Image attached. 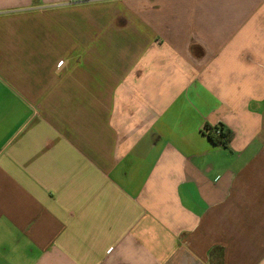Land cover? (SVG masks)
<instances>
[{"label":"crops","instance_id":"crops-1","mask_svg":"<svg viewBox=\"0 0 264 264\" xmlns=\"http://www.w3.org/2000/svg\"><path fill=\"white\" fill-rule=\"evenodd\" d=\"M0 264H264V0H0Z\"/></svg>","mask_w":264,"mask_h":264},{"label":"trees","instance_id":"trees-1","mask_svg":"<svg viewBox=\"0 0 264 264\" xmlns=\"http://www.w3.org/2000/svg\"><path fill=\"white\" fill-rule=\"evenodd\" d=\"M219 127H211L210 125H206L205 126V133L207 134V136L209 137V139L216 145H222V146H227L230 141H231V133L229 132H225V130L223 129V127H220V129L223 131V134L221 136H218L216 134V130ZM224 138H227V141H223Z\"/></svg>","mask_w":264,"mask_h":264},{"label":"built area","instance_id":"built-area-1","mask_svg":"<svg viewBox=\"0 0 264 264\" xmlns=\"http://www.w3.org/2000/svg\"><path fill=\"white\" fill-rule=\"evenodd\" d=\"M218 136H221L223 134V131L220 129V127L215 131ZM227 138H224L223 141H227Z\"/></svg>","mask_w":264,"mask_h":264}]
</instances>
